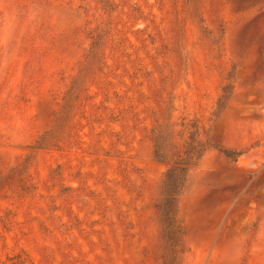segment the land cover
I'll list each match as a JSON object with an SVG mask.
<instances>
[{
	"label": "rangeland",
	"instance_id": "1",
	"mask_svg": "<svg viewBox=\"0 0 264 264\" xmlns=\"http://www.w3.org/2000/svg\"><path fill=\"white\" fill-rule=\"evenodd\" d=\"M0 264H264V0H0Z\"/></svg>",
	"mask_w": 264,
	"mask_h": 264
},
{
	"label": "trees",
	"instance_id": "2",
	"mask_svg": "<svg viewBox=\"0 0 264 264\" xmlns=\"http://www.w3.org/2000/svg\"><path fill=\"white\" fill-rule=\"evenodd\" d=\"M191 127L196 128L197 124L194 122ZM176 131L175 124H169L167 129L161 127V142L157 137L155 147L157 157L169 166L163 180L165 194L158 207L165 218L167 230L176 239L178 249L182 245V238L181 225L177 217V197L186 187L189 171L196 165L209 145L193 134L183 142L176 141Z\"/></svg>",
	"mask_w": 264,
	"mask_h": 264
}]
</instances>
